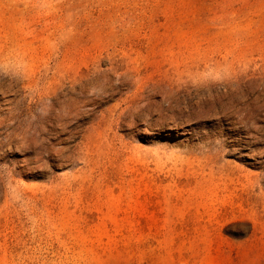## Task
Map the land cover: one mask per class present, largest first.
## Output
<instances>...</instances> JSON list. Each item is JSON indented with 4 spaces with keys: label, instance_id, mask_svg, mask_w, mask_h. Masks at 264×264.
Returning a JSON list of instances; mask_svg holds the SVG:
<instances>
[{
    "label": "rangeland",
    "instance_id": "obj_1",
    "mask_svg": "<svg viewBox=\"0 0 264 264\" xmlns=\"http://www.w3.org/2000/svg\"><path fill=\"white\" fill-rule=\"evenodd\" d=\"M0 264H264V0H0Z\"/></svg>",
    "mask_w": 264,
    "mask_h": 264
}]
</instances>
